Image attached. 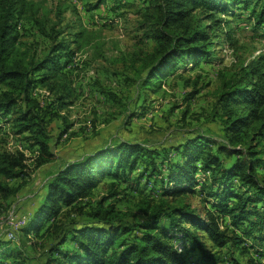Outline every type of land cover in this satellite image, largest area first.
I'll use <instances>...</instances> for the list:
<instances>
[{
	"label": "trees",
	"instance_id": "trees-1",
	"mask_svg": "<svg viewBox=\"0 0 264 264\" xmlns=\"http://www.w3.org/2000/svg\"><path fill=\"white\" fill-rule=\"evenodd\" d=\"M100 0L93 4L98 7ZM251 9L255 28L264 30V0ZM24 0H0V113L17 108L16 133H28L38 149L35 166L54 159L46 110L30 96L38 83L54 89L57 107L70 104L72 90L62 71L73 53L65 41L52 48V54L27 60L17 43V20L24 12ZM152 12L144 14L152 27L155 41L152 52L142 60L147 69L144 86H154L180 62L193 66L209 62L214 45L232 44V33L221 32L222 20L230 6L240 0H149ZM245 8H247L244 4ZM62 56L63 60H60ZM35 73H39L35 77ZM46 111V112H45ZM50 117L57 115L48 110ZM212 116L221 123V140L198 134L164 149V173L155 161L158 152L147 145L116 140L98 146L76 160L63 163L46 180V193L34 209L28 223L14 230V235L38 236L52 231L51 254L46 264H264V57L259 56L222 79ZM62 133V132H61ZM215 146V150L211 147ZM176 158L171 157L172 153ZM228 159H232L227 163ZM26 156L20 152L0 151V192L6 196L17 192L8 180L27 176ZM142 163L134 178L161 182L159 201L142 199L139 208L146 219L127 223L113 206L104 208L101 201L91 208V220L73 229L61 228L58 218L65 207H72L93 194V190L110 177L126 179ZM207 178H198V173ZM160 177H162L160 179ZM210 182L202 214L189 204L174 201L184 194L196 195ZM198 187V190H197ZM165 197L173 198L168 200ZM229 226L223 227V220ZM167 220V226L161 220ZM240 231V233H238ZM69 237V238H68ZM13 238V237H12ZM70 240L76 251L67 252L63 245ZM211 243L208 247L206 241ZM0 239V264L11 259L27 264L21 250ZM252 250V252H251ZM237 254L244 258L239 260ZM18 261V262H17Z\"/></svg>",
	"mask_w": 264,
	"mask_h": 264
},
{
	"label": "rangeland",
	"instance_id": "rangeland-1",
	"mask_svg": "<svg viewBox=\"0 0 264 264\" xmlns=\"http://www.w3.org/2000/svg\"><path fill=\"white\" fill-rule=\"evenodd\" d=\"M98 1L24 0V12L17 20V46L27 60L52 54V48L60 41H65L67 49L73 51L62 70L66 74L65 82L72 90L69 105L59 110L58 93L48 85L38 83L30 90V96L47 111L45 119L54 153L51 162L35 166L37 147L28 139V133H16L13 126L17 108L4 115L0 113V151L22 152L27 166L24 179L7 181L13 187L20 186L17 192L6 196L0 192V239H8L11 246L18 247L27 264H46L56 252L51 254L56 236L52 231L38 236L19 233L18 237H9L11 229L28 223L43 200L50 173L98 146L128 140L156 150L155 161L165 174L164 149L198 134L220 142L221 123L212 112L222 79L251 60L264 57V30L254 27L251 14V9L260 4L258 0H240L236 6H230L228 13L219 14L222 23L217 34L220 35L214 41H221V30H229L232 44L214 45L210 61L196 67L190 60L186 65L178 62L159 83L144 86L147 69H142V60L155 45L152 27L144 14L152 12L153 7L149 0H100L99 6L93 8ZM59 58L63 60L62 56ZM38 76L39 73H35V77ZM5 89L6 86L0 85V91ZM48 110L57 115L50 117ZM211 148L215 150L214 145ZM258 148L264 150V139ZM171 153V157L176 158ZM142 168L140 162L126 179L104 178L92 195L63 209L56 231L61 228L71 230L90 221L91 208L99 201L104 208L113 206L125 213L122 217L127 223L145 220L146 215L137 208L138 202L142 199L159 201L163 195L161 182L154 181L159 179V174L150 180L144 175L137 182L134 180ZM259 172L264 174V169ZM209 176L202 172L197 174L201 179ZM209 184L207 180V185L196 195L165 198L189 204L197 214H202L208 204L203 200H207ZM229 223L225 218L223 227L231 228ZM161 224L167 226V220L162 219ZM205 241L210 247L211 243ZM63 248L67 252L77 250L70 240ZM237 257L244 262L242 256L237 254ZM3 264L16 262L6 259Z\"/></svg>",
	"mask_w": 264,
	"mask_h": 264
},
{
	"label": "built area",
	"instance_id": "built-area-1",
	"mask_svg": "<svg viewBox=\"0 0 264 264\" xmlns=\"http://www.w3.org/2000/svg\"><path fill=\"white\" fill-rule=\"evenodd\" d=\"M16 227H19V225H17ZM16 229H17V228L14 227L13 229L10 230L9 237H15L13 231L16 230Z\"/></svg>",
	"mask_w": 264,
	"mask_h": 264
}]
</instances>
